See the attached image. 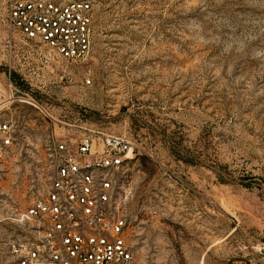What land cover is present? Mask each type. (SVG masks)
<instances>
[{"label":"rangeland","instance_id":"rangeland-1","mask_svg":"<svg viewBox=\"0 0 264 264\" xmlns=\"http://www.w3.org/2000/svg\"><path fill=\"white\" fill-rule=\"evenodd\" d=\"M92 1L88 56L43 67L0 0V264L84 135L131 143L134 264H264V0Z\"/></svg>","mask_w":264,"mask_h":264},{"label":"built area","instance_id":"built-area-1","mask_svg":"<svg viewBox=\"0 0 264 264\" xmlns=\"http://www.w3.org/2000/svg\"><path fill=\"white\" fill-rule=\"evenodd\" d=\"M6 22L32 43L41 66L56 58L78 61L91 50L92 0H7ZM42 48L45 50L42 51ZM0 124V147L12 143ZM44 195L19 215L32 237L11 246L15 264H134L125 212L132 193L131 143L121 137L84 135L57 141Z\"/></svg>","mask_w":264,"mask_h":264}]
</instances>
